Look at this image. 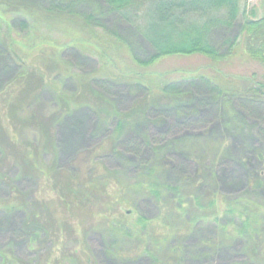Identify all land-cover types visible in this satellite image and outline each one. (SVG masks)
I'll use <instances>...</instances> for the list:
<instances>
[{
	"label": "trees",
	"instance_id": "1",
	"mask_svg": "<svg viewBox=\"0 0 264 264\" xmlns=\"http://www.w3.org/2000/svg\"><path fill=\"white\" fill-rule=\"evenodd\" d=\"M80 4L78 0H46L41 3L0 0V40H11L16 21L21 30L30 35L47 21L61 18L62 23L81 26L85 34L83 38L104 35L120 41L116 33L104 27L103 17L112 13L119 20L134 24L138 34L150 46V54L140 57L138 55L142 53L137 55L131 44H123L139 67H148L164 56L195 53L215 61L224 60L242 33L246 40L243 51L264 63V18H245L244 0H98L88 10L79 8ZM237 22L240 34L227 45L225 52H221L210 41L211 33L232 27ZM0 47L9 58V49L3 45ZM53 63L57 65V62ZM56 67L58 69L60 64ZM65 70V74L76 82L73 91L62 90L51 72L37 63L20 65L17 73L0 86V153L3 157L4 146H11L23 165L32 168L39 181L43 180L45 184L39 188L41 196L27 200L14 186V181L0 169V181H5L8 188L7 198H0V212L22 213L24 217L19 231L31 246L36 242H41L42 246L50 243L48 252L30 262L14 257L9 248H0V264H83L85 245L79 244L76 234L77 228L86 224L83 218L89 224L94 220L102 221L109 244L107 253L122 261L146 255L151 259L150 264H184L188 250L197 252V249L186 246L185 240L198 234L202 237L200 242L211 251L229 242L239 243L247 264H264V199L260 200L253 193L228 199L216 191L200 189L199 180L188 176L168 181L158 175L157 159H144L142 150L151 148L159 157L180 143L153 144L148 134L139 130L137 136L130 135L135 124L148 121L151 113L161 110V106L167 112L181 116L184 122L189 119L190 106L197 96L184 90L183 84L198 77L166 83H150L134 77L130 86L139 92L138 96L127 111H122L95 85L104 77L103 72L81 74L71 62ZM46 87L53 92L59 119L75 108H84L97 122L98 131H94L93 136L110 129V137L106 139L109 146L105 149L102 145L101 152L120 158L126 166L133 167L132 170L123 173L110 169L98 159L94 150L83 155V165L60 168L55 134L40 111L31 109V100ZM225 93L227 90L218 87L214 99L221 100ZM27 128L34 135L32 141L16 137L19 130ZM132 156L133 160H130ZM143 198H151L156 203L159 213L153 220L139 214L135 219L131 217L130 209ZM121 205L127 208V213L121 211ZM87 233L86 230L85 237ZM66 236L74 241L68 250L64 248L67 246ZM85 258L88 264H95L88 253Z\"/></svg>",
	"mask_w": 264,
	"mask_h": 264
},
{
	"label": "rangeland",
	"instance_id": "2",
	"mask_svg": "<svg viewBox=\"0 0 264 264\" xmlns=\"http://www.w3.org/2000/svg\"><path fill=\"white\" fill-rule=\"evenodd\" d=\"M78 1L81 2L79 8L88 10L94 1L98 0ZM244 7L245 18H264V0H244ZM61 21V18L47 21L37 32L30 35L21 30L18 21L14 23L13 27L16 29L11 33V40H0V45L9 49L8 58L0 47V86L17 73L20 65L37 63L51 72L53 80L62 90L73 91L76 82L65 74V66L71 62L73 68L81 74L103 72L104 77L101 81L97 80L95 85L108 94L122 111H127L139 93L130 86V80L134 77L143 78L150 83L198 77L183 84L184 90L192 91L197 96V100L190 106L189 119L184 122L181 116L174 112L171 114L161 106V110L151 113L148 121L135 124L131 129L134 132L130 135L137 136L140 131L147 133L153 144L180 143L159 157L152 153L151 148L142 150L144 159H157L158 175L168 181L174 182L182 176H188L199 180L200 189L216 191L228 199L244 193H253L252 195L260 200L264 199V87L261 86L264 84V63L243 51L246 42L244 33L224 60L215 61L195 53L164 56L148 67H139L127 54L123 44H131L137 55L142 53L138 55L140 57L150 54L151 51L134 24L126 20L121 21L112 13L105 14L104 27L116 33L119 41L104 35L83 38L85 34L81 26ZM239 31L240 24L237 22L232 27L215 30L211 33L210 41L221 52H225L227 45L240 34ZM41 50L45 52L41 53ZM54 50L56 54L53 53ZM53 61L57 62V65L60 64L58 69ZM218 87L227 90V93L220 97L221 100L214 99ZM56 104L53 92L47 87L42 88L34 100H31V109L40 111L42 118L55 134L60 168L70 169L73 164L83 165V155L94 150L98 159L105 162L110 169L123 173L132 170L133 167L126 166V162L120 158L101 152L102 145L105 149L109 146L106 139L110 137V129L95 137L93 135L94 131H98L97 122L88 110L75 108L59 119ZM15 135L25 141L34 139L28 128L19 130ZM4 149L5 158L0 153L1 172L14 181V186L27 200L41 196L39 188L45 185L43 180L39 181L32 168L23 165L11 146L5 145ZM130 160H133V156ZM254 181L259 183L252 184ZM4 182L0 181L2 199L8 196V188ZM120 209L127 213L126 207L121 205ZM130 210L133 219L139 214L153 220L159 213L151 198L141 199ZM23 217L20 212H0V248H9L14 257L30 262L38 255L48 252L50 243L42 246L41 242H36L31 246L27 237L19 231ZM83 222H86L85 226L82 228L80 225L76 230L79 244L81 242V246L85 245L83 264H88L85 258L87 253L95 264L151 263V259L146 255L125 261L108 255L109 244L102 221L94 220L89 224L83 218ZM86 230L88 233L85 237ZM201 238L198 234L186 238L185 245L197 249V252L188 250L184 264H247L239 243L229 242L220 249L211 251L200 242ZM64 241L67 245L64 248L71 249L74 244L72 238L66 236ZM110 241L112 242L111 238Z\"/></svg>",
	"mask_w": 264,
	"mask_h": 264
}]
</instances>
